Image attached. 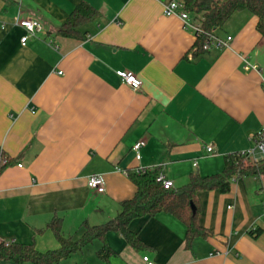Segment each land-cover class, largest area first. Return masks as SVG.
Masks as SVG:
<instances>
[{
	"label": "crops",
	"instance_id": "1",
	"mask_svg": "<svg viewBox=\"0 0 264 264\" xmlns=\"http://www.w3.org/2000/svg\"><path fill=\"white\" fill-rule=\"evenodd\" d=\"M169 1L0 0L3 242L55 251L60 244L48 228L52 219L60 218L64 235L78 240L85 221L102 225L135 196L124 172L158 167L180 188L192 173H221L227 156L252 149L264 129L258 18L235 13L215 32L232 36L231 45L197 53L193 33L164 14ZM82 2L98 12L79 29L86 38L60 36ZM18 18L43 27L26 46ZM117 71L136 75L141 89L132 90ZM139 140L146 145L137 160L132 147ZM96 174L106 180L104 193L88 188ZM197 199L199 223L211 235L196 238L190 249L185 225L160 213L130 224L146 249L136 251L110 232L108 262L99 259L103 244L95 241L59 264H147L144 257L156 264H264V175L237 179L228 193L199 191Z\"/></svg>",
	"mask_w": 264,
	"mask_h": 264
},
{
	"label": "trees",
	"instance_id": "2",
	"mask_svg": "<svg viewBox=\"0 0 264 264\" xmlns=\"http://www.w3.org/2000/svg\"><path fill=\"white\" fill-rule=\"evenodd\" d=\"M184 9L194 19L201 22L202 28L209 33L222 29L229 19L237 12L247 11L258 18L257 31L264 36V0H182ZM98 17V12L88 3L82 2L71 13L68 20L60 27L58 34L62 37L83 40L87 33L79 29ZM203 40L195 43L197 53L203 51ZM160 168L147 172L127 171V176L136 186V193L132 199L120 204L117 216L102 225H91L85 221L82 224L84 233L78 240L64 235L62 220L54 218L49 222L60 248L46 253L39 252L34 246L20 245L16 242L0 245V260L13 261L16 264H59L73 254L81 251L95 241L103 245L98 251V257L108 262L114 253L107 243V234L120 233L127 243L136 251L146 249L138 234L130 229L135 219L152 218L160 213H167L186 227V247L191 248L193 241L198 238H208L211 233L199 223L200 207L197 199L199 191L219 190L228 193L232 183L240 178L264 175V160L254 161L242 153L229 155L225 159V167L221 173L202 176L192 173L188 182L180 188L164 190L156 181ZM252 237L257 232L250 231Z\"/></svg>",
	"mask_w": 264,
	"mask_h": 264
},
{
	"label": "built area",
	"instance_id": "3",
	"mask_svg": "<svg viewBox=\"0 0 264 264\" xmlns=\"http://www.w3.org/2000/svg\"><path fill=\"white\" fill-rule=\"evenodd\" d=\"M163 12L166 16L178 17L182 21L184 28L193 33L196 41L201 38L204 39L203 40V51L204 52H209L212 50H223L225 48H228L233 41L232 36H227L225 38H222L216 35L215 33L206 32L202 28L201 22L197 19H194V17L184 9L182 0H171L169 2L164 3ZM16 24L24 28L26 31V35L21 39L22 46H26L28 39L31 36H34V34L37 31H41L43 29L39 21L32 20V19H19L18 18L16 20ZM245 67L250 68L251 70L258 71V66L250 64L246 60H245ZM61 74L62 73H59V75ZM116 74L132 90L139 91L141 89L142 84H143L142 80H140L136 75L126 72V71H117ZM262 89L264 92V79H262ZM253 144L254 146L252 147V149L246 152H241V153L242 155L254 161H258L256 159V153L259 152L261 154H264V129L258 131L254 135ZM145 145H146L145 140H139L132 147V151L134 152L137 160L141 159V149ZM206 151L208 154H213L215 152V148L212 145H207ZM195 166H197V163H195ZM155 168H147V169L138 168L135 171L136 172H147ZM124 173L127 174V172H124ZM156 181L163 186L164 190H172L174 188V182L172 180L167 179L161 172L157 176ZM87 185H88V188L98 193H104L106 191V180L104 176L101 174L90 176L88 178ZM14 242L15 241L5 243L0 238V245L2 244L9 245ZM144 261L147 264H156L153 261H151L149 257H144Z\"/></svg>",
	"mask_w": 264,
	"mask_h": 264
}]
</instances>
